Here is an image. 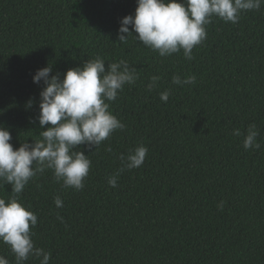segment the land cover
Wrapping results in <instances>:
<instances>
[{
    "label": "trees",
    "instance_id": "16d2710c",
    "mask_svg": "<svg viewBox=\"0 0 264 264\" xmlns=\"http://www.w3.org/2000/svg\"><path fill=\"white\" fill-rule=\"evenodd\" d=\"M137 7V0H0V125L15 149L51 126L36 120L39 69L51 66L63 79L100 56L106 70L124 59L139 74L111 102L126 127L96 151L75 149L92 161L83 190L63 188L46 169L19 194L38 217L34 244L51 252L50 264H264V4L235 24L213 17L192 60L182 51L160 57L134 37L120 43L121 20ZM154 75L159 85L148 91ZM175 75L197 80L174 85ZM168 89L165 103L160 93ZM253 123L261 147L245 150L244 136L232 133ZM141 143L144 164L125 169L111 188L120 155ZM11 194L0 183V198ZM0 255L15 264L2 242Z\"/></svg>",
    "mask_w": 264,
    "mask_h": 264
},
{
    "label": "clouds",
    "instance_id": "9594fccd",
    "mask_svg": "<svg viewBox=\"0 0 264 264\" xmlns=\"http://www.w3.org/2000/svg\"><path fill=\"white\" fill-rule=\"evenodd\" d=\"M262 4L264 0H137L135 15L121 20L118 41L126 43L129 37H134L143 46L158 52L160 57L182 51L186 59L192 60L193 49L206 40V26L212 23L213 17L235 24L243 12L259 10ZM129 25L138 35H133ZM105 64V59L100 56L88 59L83 67L69 69L63 79L58 74L50 75L51 66L36 72L33 82L44 85L36 120L41 129L51 125L40 131V139L24 142L15 149L10 143V130L0 125V183L12 187L7 201L0 198V242L9 247L15 264H25L32 257L39 260V264H50L52 257L51 252L35 246L31 229L37 226L38 217L19 200V194L29 181L48 169L63 188L83 190L92 161L89 155L75 149L87 145L96 151L115 131L126 127L110 110L111 102L126 85L137 82L138 70L124 59L108 63L107 70ZM196 80L195 75L184 79L175 75L172 84L194 85ZM159 81V76H152L147 90H155ZM170 95L171 89L165 90L160 93V99L166 103ZM33 103L29 99L26 107L31 108ZM232 134L244 136L245 150L261 147L257 142L259 131L255 123L248 126L246 134L240 129H234ZM106 150L112 151L111 147ZM147 153L148 148L141 143L129 149L127 155L121 154L122 167L108 177V185L116 188L120 173L141 167ZM54 203L57 208L63 207L59 195ZM217 207L222 211L224 201ZM57 218L64 222L62 216L57 215ZM0 264H9V260L0 255Z\"/></svg>",
    "mask_w": 264,
    "mask_h": 264
}]
</instances>
